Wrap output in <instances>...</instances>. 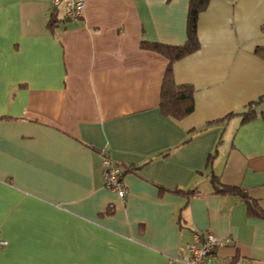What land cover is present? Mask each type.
Masks as SVG:
<instances>
[{
    "label": "crops",
    "instance_id": "1",
    "mask_svg": "<svg viewBox=\"0 0 264 264\" xmlns=\"http://www.w3.org/2000/svg\"><path fill=\"white\" fill-rule=\"evenodd\" d=\"M84 2L67 20L52 0H0V264H185L205 231L223 243L214 264H264L244 197L264 216V102L237 114L264 95V0L199 13V48L171 67L193 87L181 119L159 107L167 58L140 42L183 44L188 0Z\"/></svg>",
    "mask_w": 264,
    "mask_h": 264
},
{
    "label": "trees",
    "instance_id": "2",
    "mask_svg": "<svg viewBox=\"0 0 264 264\" xmlns=\"http://www.w3.org/2000/svg\"><path fill=\"white\" fill-rule=\"evenodd\" d=\"M208 2L209 0H188L186 40L183 44L169 45L159 42H140L142 48L153 50L163 55L168 60L162 78L159 103L160 111L164 116L181 119L193 110V87L189 84L175 83L172 77L171 67L175 61L195 52L199 48L197 18L199 13L205 10ZM55 21V13H52L49 20L50 25H53ZM255 53L264 58V47L257 46L255 48ZM261 102H264V95L248 102L244 106L245 109L237 114L242 116L243 121H248L256 115L255 108ZM231 115L232 114H227L221 118V120L228 119ZM212 184L214 191L217 193H242L238 187L222 185L219 182H216V179L212 180ZM244 197L249 214L264 217L257 203L251 199H246V196Z\"/></svg>",
    "mask_w": 264,
    "mask_h": 264
},
{
    "label": "built area",
    "instance_id": "3",
    "mask_svg": "<svg viewBox=\"0 0 264 264\" xmlns=\"http://www.w3.org/2000/svg\"><path fill=\"white\" fill-rule=\"evenodd\" d=\"M53 8H62L63 16L67 20L80 19L85 7L84 0H52ZM101 171L104 186L117 193L119 199L124 200L126 186L123 181V166L113 160L106 153L101 154ZM223 244L219 238L209 231L195 233L193 239L185 245V264H214L216 248ZM6 241L0 236V248Z\"/></svg>",
    "mask_w": 264,
    "mask_h": 264
}]
</instances>
